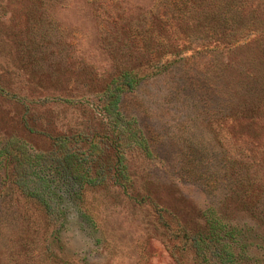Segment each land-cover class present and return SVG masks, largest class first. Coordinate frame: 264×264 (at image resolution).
Returning a JSON list of instances; mask_svg holds the SVG:
<instances>
[{
    "label": "rangeland",
    "instance_id": "374dc122",
    "mask_svg": "<svg viewBox=\"0 0 264 264\" xmlns=\"http://www.w3.org/2000/svg\"><path fill=\"white\" fill-rule=\"evenodd\" d=\"M223 2L0 0V141L45 156L55 208L65 213L51 222L11 184L15 163L0 161V264H222L210 238L214 214L243 229L250 263L264 264L261 188L230 198L226 176L230 162L234 173L264 179V110H244L264 107V0H250L253 17L229 30L240 40L233 45L224 40ZM254 20L259 29L245 37L240 28ZM150 36L191 48L184 56L196 64L167 55L149 66L145 56L159 59L165 48L146 47ZM202 44L214 51L198 54ZM123 66L148 76L120 105L132 122L122 147L134 190L81 187L58 170L65 158L52 159L54 138L87 131L86 110ZM185 231L205 237V262L185 248Z\"/></svg>",
    "mask_w": 264,
    "mask_h": 264
},
{
    "label": "trees",
    "instance_id": "16d2710c",
    "mask_svg": "<svg viewBox=\"0 0 264 264\" xmlns=\"http://www.w3.org/2000/svg\"><path fill=\"white\" fill-rule=\"evenodd\" d=\"M251 6L252 2L250 0H224L223 25L227 31L224 40H226L227 44L233 45L240 41L237 38L238 35L235 33L231 34L229 30L236 27V24H240L239 22L245 23L241 21L245 15H249V18H251L250 16L253 17L254 10H249ZM258 25L255 20L248 22L240 28L241 33L245 32L246 34L243 35L250 37L255 30L259 29L257 28ZM150 37L152 38H142L146 47H158L159 45L161 48H165L164 51L162 50L163 48L157 50V54L160 55L158 56L160 57L159 59L150 58L155 55L153 53L145 54L146 59H149L147 60L149 66L155 65L159 67L162 57L167 55L174 56V61L181 63L185 67L196 64L194 57L184 56L191 48L180 50L177 45H166L164 42L158 41L160 39L153 36ZM186 41L190 44L196 40L187 37ZM169 45L173 48L168 49ZM167 46L168 48L166 49ZM214 48L208 44H202V46L196 48V52L205 54L213 52ZM147 77V75H141L139 71L130 67H119L118 74L113 80L96 93L98 104L95 107L91 108L90 106V109L86 110L88 105L85 102H80L82 108L88 114L91 113V120L94 122L87 126V131H76L77 133L74 131V134L71 135L57 136L53 141L52 159H55L57 153H60L61 157L65 158L64 162H61V164L65 165L58 164V170L67 180L73 178L81 187H107L112 184L126 192H133L134 182L128 172L122 147V135L131 127L132 122H124L120 105L123 93L135 90ZM245 87H251L249 91H252V88L256 89L250 84L245 85ZM226 91L228 94L231 93L228 89ZM252 94H255V92ZM64 102L70 103L72 101L65 100ZM262 106V102L245 103L244 110L247 107L252 112H261L264 110ZM11 146L10 140L8 142L0 141V161L8 164L12 163V161L15 163L13 175L16 178H12L11 184L16 185L30 201L42 205L47 211L51 222H56L57 219L64 217L65 213H63V210L56 209L54 205L58 196L52 190V180L50 179L49 182L47 178V172H53V169L49 165L47 167L44 164L45 156L42 154H28L26 151L20 152V147L16 151L11 150ZM81 146L85 148L83 153L79 149ZM75 160L76 165H74ZM227 166L226 176L230 190L228 197L242 199L247 197L250 194L249 192H255L256 189L260 190L261 188V199L258 200L255 206V212L257 214L256 217L264 225V179H261L259 171H255L253 174L250 170L245 169L243 172L234 173L230 162ZM8 176L11 177V175ZM208 222L211 241L218 243L213 245L215 247L213 254L221 259L222 264H253L250 263L252 260L249 257L250 250H248V247H251L252 244H246L245 236L247 234L243 229H229L227 224L223 226L221 220L215 214L208 219ZM183 240L186 245L185 248L193 249L196 257L201 259V263L206 261L210 246L206 244V239L202 234L193 235L191 232L185 231ZM203 245H207V247H203Z\"/></svg>",
    "mask_w": 264,
    "mask_h": 264
}]
</instances>
